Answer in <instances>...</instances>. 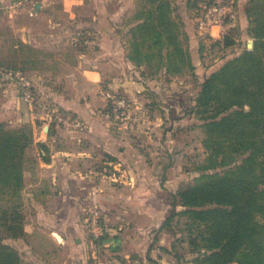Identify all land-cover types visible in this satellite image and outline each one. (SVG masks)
Masks as SVG:
<instances>
[{
  "label": "rangeland",
  "instance_id": "rangeland-1",
  "mask_svg": "<svg viewBox=\"0 0 264 264\" xmlns=\"http://www.w3.org/2000/svg\"><path fill=\"white\" fill-rule=\"evenodd\" d=\"M172 8L173 17L182 23L179 29L185 32L181 17H190L191 7L185 0H176ZM140 9V0H0V73L10 83L11 90L27 105H31L33 110L44 113L42 106L45 104L59 111L62 116L71 117L63 124H57L46 119L43 114L41 122L34 118L33 129L45 125L47 128L84 131L88 127L77 114L60 111L50 97L42 98L43 90L35 86L37 82L34 80L40 78L52 81L69 74L72 66L77 64L80 52L93 57L100 48L96 36L107 29L103 18L109 13L115 19L111 25L112 31L127 54L130 50V27L135 23ZM192 10L196 22V12ZM93 15L101 18L96 28L90 22ZM235 36L234 44L225 47L210 45L213 40H205L199 45V41L191 42L187 36L184 44L192 52V70L185 66L186 69L178 73H151L144 65L136 66L133 62V67L122 65L117 70L109 66L103 69L99 88L103 104L99 106L98 113L107 118L113 131L127 138V142L142 155L145 165L141 163V168H129L120 156L97 152L91 159L94 163L91 166L92 174L103 177L110 186L124 187L126 191L128 189L125 187L132 188L135 185L131 178L132 170L143 175L152 173L159 181L161 202L168 205L165 218L169 216L173 194L194 182L200 174L196 167L207 156L202 126L206 119L201 118L206 115L192 110L197 85L205 75L218 68L224 59L239 52L249 40L252 41L251 38L247 41ZM91 38L93 42L89 41ZM117 60L123 62L124 58L118 56ZM119 82H125L124 86L117 85ZM26 92L34 95L32 103L24 98ZM115 100L118 102L114 103ZM90 101L94 102L92 99ZM0 123L7 129H13L5 122ZM19 127L31 130L27 124ZM5 198L7 195L0 199V204H5ZM91 208L99 211L98 223L105 231L102 242L91 241L87 264H107L113 257L131 259L135 264H197L194 259L199 253L188 243L185 216L175 215L169 225L164 228L160 226L142 252H137L131 244H122L119 231L106 230L97 204L87 205L83 209L82 221L90 240L92 232L87 226L86 216ZM182 209L183 206L177 205L176 210ZM9 239L5 238L4 241L10 243ZM203 253L204 250H201ZM31 254L45 260L42 249H35ZM26 262L39 264L33 260Z\"/></svg>",
  "mask_w": 264,
  "mask_h": 264
},
{
  "label": "trees",
  "instance_id": "trees-1",
  "mask_svg": "<svg viewBox=\"0 0 264 264\" xmlns=\"http://www.w3.org/2000/svg\"><path fill=\"white\" fill-rule=\"evenodd\" d=\"M140 2L126 58L151 73L192 70L187 35L172 15L171 0ZM198 3L187 0L192 9ZM244 12L252 46L245 43L198 83L192 110L206 115L201 118L206 119L207 156L196 167L200 174L194 182L173 194L171 213L161 225L185 216L188 243L199 253L197 264H264V0H247ZM235 35L240 36L236 27L210 45L234 44ZM30 132L0 123V199L7 195L0 204V264H35L4 241L23 236L17 193ZM177 205L183 209L176 210Z\"/></svg>",
  "mask_w": 264,
  "mask_h": 264
},
{
  "label": "crops",
  "instance_id": "crops-1",
  "mask_svg": "<svg viewBox=\"0 0 264 264\" xmlns=\"http://www.w3.org/2000/svg\"><path fill=\"white\" fill-rule=\"evenodd\" d=\"M246 1L236 0V9L237 29L240 37L248 41V21L244 12ZM175 2L171 0L172 6ZM189 10L191 18L181 17L184 31L189 41L197 40L200 45L205 40L197 31L194 11L192 8ZM103 21L108 26L96 36L100 48L93 57L80 52L77 64L72 66L69 74L52 81L34 80L37 82L35 86L43 90L42 98L50 97L60 111L75 113L85 120L88 127L84 131L55 127L45 130V125L33 129L34 118L41 122L44 113L33 110L31 105L21 100L0 73V122L13 128L23 124L31 128L32 143L25 150L22 185L17 193L24 216L23 236L9 239V244L25 261L87 264L91 241L82 221L83 209L87 205L97 204L106 230L119 231L122 244H131L137 252H142L152 234L159 231L168 210V205L161 202L158 178L152 173L143 175L132 170L131 178L139 186L125 187L126 191L124 187H112L103 177L92 174L94 163L91 159L97 152L120 156L129 168H141V163L144 164L142 155L127 142V138L113 131L107 118L98 113L99 106L103 104L99 93L103 69L107 66L115 70L122 65L134 66L126 58L124 46L112 31L114 17L109 13ZM90 22L96 28L101 18L93 15ZM219 30L218 27L210 29L214 39L220 38ZM23 39H27L25 34ZM89 41L93 42L92 38ZM118 56L124 58L123 62L117 60ZM124 84L117 83L119 86ZM35 249H42L45 260L31 254Z\"/></svg>",
  "mask_w": 264,
  "mask_h": 264
},
{
  "label": "built area",
  "instance_id": "built-area-1",
  "mask_svg": "<svg viewBox=\"0 0 264 264\" xmlns=\"http://www.w3.org/2000/svg\"><path fill=\"white\" fill-rule=\"evenodd\" d=\"M237 5L235 0H200L197 8L195 9L196 14V28L201 34L204 40H215L210 31L212 27H218L219 37H221L226 30L234 29L238 24ZM110 96V95H108ZM34 95L30 92H26L24 98L32 103L34 101ZM112 98V97H111ZM118 100L114 103H117ZM43 111L45 118L55 123H61L70 120L68 117L62 116L56 109L43 105ZM99 211L96 208H91L86 216L87 226L92 232V238L90 241L102 242L103 239V226L98 223ZM107 264H135L134 261L122 259L120 257H113L107 261Z\"/></svg>",
  "mask_w": 264,
  "mask_h": 264
},
{
  "label": "water",
  "instance_id": "water-1",
  "mask_svg": "<svg viewBox=\"0 0 264 264\" xmlns=\"http://www.w3.org/2000/svg\"><path fill=\"white\" fill-rule=\"evenodd\" d=\"M251 46H252V41L249 40V41L247 42V47H248V48H251ZM45 130H47V126L45 127Z\"/></svg>",
  "mask_w": 264,
  "mask_h": 264
}]
</instances>
